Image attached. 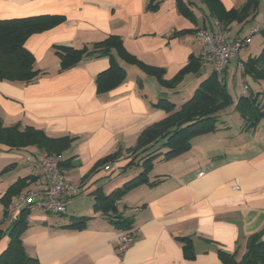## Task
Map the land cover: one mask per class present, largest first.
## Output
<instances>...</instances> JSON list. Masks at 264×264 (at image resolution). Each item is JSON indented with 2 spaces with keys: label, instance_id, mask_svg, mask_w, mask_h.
I'll list each match as a JSON object with an SVG mask.
<instances>
[{
  "label": "crops",
  "instance_id": "obj_1",
  "mask_svg": "<svg viewBox=\"0 0 264 264\" xmlns=\"http://www.w3.org/2000/svg\"><path fill=\"white\" fill-rule=\"evenodd\" d=\"M184 1L190 18L179 11L176 0H159L155 10L148 8L150 0H0V20L62 18L52 29L24 41L34 69L43 75L31 84L0 81L3 126H30L47 137L74 138L62 154L68 162L61 172L69 183L80 186V194L63 214L34 209L25 217L20 238L26 255L38 264H221L217 250L235 253L239 259L249 236L261 232L264 241V118L243 130L244 121L234 111L238 100L248 95L264 103V80L243 75V63L251 55L237 56L223 69L221 79L232 106L219 113L216 130L192 139L191 149L178 159L159 158L149 179L162 177L160 183L140 186L116 203V214L130 219L131 228L138 230L125 252L119 253L115 243L123 229L93 210L96 190L108 195L138 174V168L129 173L121 168L127 163L126 149L135 145L140 132L165 117L153 107L156 101L188 100L213 69L201 63L198 72L185 74L170 89L125 63L112 49L110 55L124 69L125 79L98 93L95 79L108 68L109 56L89 55L61 70L55 50L61 46L91 50L115 36L127 54L161 69L163 80L171 82L190 56L200 59L202 44L195 31L214 30V20L200 0ZM219 1L226 10L239 9L244 2ZM263 1L252 22L227 27L229 38H243L248 35L242 33L244 29L249 33L256 25L264 26ZM40 155L33 148L18 152L0 145V200L18 179L31 178L10 197L7 212L18 194L42 182ZM109 155L111 161L94 167ZM79 197H84V204L75 203ZM3 214L0 202V255L7 247L11 223L3 220ZM79 217L90 218L84 229L66 228ZM186 243L192 246V260L184 257Z\"/></svg>",
  "mask_w": 264,
  "mask_h": 264
},
{
  "label": "trees",
  "instance_id": "obj_2",
  "mask_svg": "<svg viewBox=\"0 0 264 264\" xmlns=\"http://www.w3.org/2000/svg\"><path fill=\"white\" fill-rule=\"evenodd\" d=\"M261 0H244L239 9L226 10L219 0H200L209 12L208 18L218 22L220 27L227 31L232 23L244 25L252 22L257 16ZM179 11L190 18L188 1L176 0ZM159 0H150L148 8L155 10ZM62 18L58 16H33L21 19L0 20V81L21 84L35 82L41 74L34 69L33 57L24 49L23 44L28 36L48 31L58 25ZM196 32V31H195ZM264 41V26L258 28L257 33ZM115 49L119 57L127 64L136 65L140 70L156 77L160 85L173 88L175 84L187 73H196L201 64V58L190 56L188 63L182 68L177 78L171 82L163 80V71L159 68L145 65L127 54L120 41L115 36H110L102 42L96 43L89 50L86 47L74 49L70 47H57L55 53L60 60V69L66 70L76 66L83 57L89 55H108L110 62L108 68L99 73L95 79L97 92L114 89L125 79V71L110 55V50ZM243 75L253 80H264V45L259 55L248 57L243 63ZM262 105V106H261ZM232 106V100L226 90L222 79L218 80L213 72L207 79L200 83L192 96L175 104L168 99H158L153 105L165 113V117L143 129L133 147L126 149L127 163L121 168L125 171L130 168H138L140 172L135 177L108 195H104L100 189L94 192L96 202L93 205L95 212H101L108 220L118 228L127 231L131 229L132 221L116 214V203L130 191L140 187H154L160 183L162 177L156 176L149 179V174L154 163L161 158L162 161H171L182 157L191 149V140L216 130L219 113ZM244 121L243 130L252 129L257 122L264 118V103L260 104L255 95H248L238 100L234 107ZM74 138L69 135L59 137H47L42 130L26 126L22 129L18 125L5 127L0 120V145L12 151H28L35 149L41 156H59L61 161L59 169L68 160H62V154L67 151ZM113 155L102 158L95 164V168L103 166L111 161ZM31 178L18 179L0 200L4 207L3 220L8 218L7 207L10 197L21 189ZM32 181V180H31ZM28 208L20 211V217L9 224L8 244L0 255V264H38V261L26 255L21 233L25 228V217ZM89 217L72 218L66 228L82 230L86 227ZM187 242L188 238H180ZM184 257L194 259L192 246L183 245ZM217 256L221 264H264V241L261 240V232L249 236L246 240L245 252L237 259L236 254H229L217 250Z\"/></svg>",
  "mask_w": 264,
  "mask_h": 264
},
{
  "label": "built area",
  "instance_id": "obj_3",
  "mask_svg": "<svg viewBox=\"0 0 264 264\" xmlns=\"http://www.w3.org/2000/svg\"><path fill=\"white\" fill-rule=\"evenodd\" d=\"M214 30L196 31V37L201 41V63L203 66L210 64L213 72L222 78L224 67L236 59L239 50L246 47L258 31V26L251 28L248 35L243 38H229V32L224 31L218 22H213ZM59 156H41L38 166L42 172V182L35 189L20 193L16 196L12 207L9 209L6 221L10 223L23 209H39L46 214L59 215L65 213L73 197L81 192L79 185L69 183L61 170ZM28 163H30L27 160ZM138 230L131 228L120 232L116 239V249L119 253L125 252L136 240Z\"/></svg>",
  "mask_w": 264,
  "mask_h": 264
},
{
  "label": "rangeland",
  "instance_id": "obj_4",
  "mask_svg": "<svg viewBox=\"0 0 264 264\" xmlns=\"http://www.w3.org/2000/svg\"><path fill=\"white\" fill-rule=\"evenodd\" d=\"M262 4L264 5V1L262 2ZM262 16H264V7H263V10L261 11L260 17H262ZM242 33L244 35L248 34V32L245 29L243 30ZM263 45H264L263 38L260 35L255 34V36H253L251 42L246 47L239 50L238 56L242 59H245L247 55H251V57H254V55L255 56L259 55L262 51ZM130 169H127L128 173H129ZM132 169H134V168H132ZM139 172H140V170H137V173H139ZM151 175H153V174H151ZM82 198H84V197H79L78 199H76L75 203H77L79 205L84 204Z\"/></svg>",
  "mask_w": 264,
  "mask_h": 264
}]
</instances>
